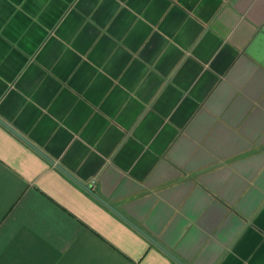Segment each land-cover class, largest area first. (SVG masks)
<instances>
[{
    "label": "crops",
    "instance_id": "0c3cea01",
    "mask_svg": "<svg viewBox=\"0 0 264 264\" xmlns=\"http://www.w3.org/2000/svg\"><path fill=\"white\" fill-rule=\"evenodd\" d=\"M264 264V0H0V264Z\"/></svg>",
    "mask_w": 264,
    "mask_h": 264
},
{
    "label": "water",
    "instance_id": "95a60500",
    "mask_svg": "<svg viewBox=\"0 0 264 264\" xmlns=\"http://www.w3.org/2000/svg\"><path fill=\"white\" fill-rule=\"evenodd\" d=\"M83 186V185H81ZM85 189L88 193L93 195L99 202H101L104 206H106L108 209H110L113 213H115L118 217L123 219L125 222H127L129 225H131L135 230H137L140 234H142L147 240H149L152 244H154L156 247H158L161 251H163L169 258H171L176 264H184L181 261H179L173 254H171L169 251L161 247L154 239L143 233L138 227L130 223L128 220H126L119 212H117L115 209H113L110 205H108L105 201H103L101 198H99L97 195H95L90 187H82Z\"/></svg>",
    "mask_w": 264,
    "mask_h": 264
}]
</instances>
